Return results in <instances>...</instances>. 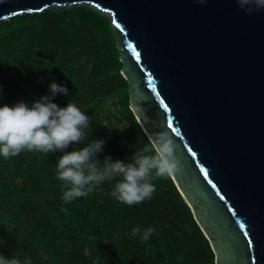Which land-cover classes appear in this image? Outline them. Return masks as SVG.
Instances as JSON below:
<instances>
[{"label":"trees","instance_id":"obj_1","mask_svg":"<svg viewBox=\"0 0 264 264\" xmlns=\"http://www.w3.org/2000/svg\"><path fill=\"white\" fill-rule=\"evenodd\" d=\"M122 67L111 19L89 5L0 22V106H31L55 82L68 95L52 102L61 108L75 103L90 118L86 141L65 152L105 140L97 161L111 157L127 164L150 143L131 109ZM63 154L0 156V255L21 264H214L171 177L154 179L152 198L132 206L111 196L119 177L65 203L67 189L57 179ZM148 227L155 231L144 241Z\"/></svg>","mask_w":264,"mask_h":264},{"label":"water","instance_id":"obj_2","mask_svg":"<svg viewBox=\"0 0 264 264\" xmlns=\"http://www.w3.org/2000/svg\"><path fill=\"white\" fill-rule=\"evenodd\" d=\"M79 5L110 15L134 117L150 142L161 131L175 140L181 170L171 179L214 264H264V9L246 15L236 0H0V22Z\"/></svg>","mask_w":264,"mask_h":264},{"label":"clouds","instance_id":"obj_3","mask_svg":"<svg viewBox=\"0 0 264 264\" xmlns=\"http://www.w3.org/2000/svg\"><path fill=\"white\" fill-rule=\"evenodd\" d=\"M205 2L199 0L201 5ZM236 3L246 15L264 9V0H236ZM58 94L67 96L68 90L52 82L49 94L31 106L22 101L13 106H0V156L7 160L22 151L64 152L58 159L57 179L63 181L67 189L62 195L65 203L86 197L105 181L119 177L111 196L128 206L140 204L152 198L156 190L154 179L172 177L181 170L175 155L177 145L168 131H161L148 145L135 151L132 162L127 164L119 160L113 162L111 157H105L102 164L97 161L105 140H92L80 150L65 152L70 145L86 141L85 129L89 128L90 118L75 103L69 102L63 108L53 103ZM154 231L148 227L142 239L147 241ZM138 232L139 227L133 229V235ZM0 264H21V261L0 255ZM24 264L29 261L25 260Z\"/></svg>","mask_w":264,"mask_h":264},{"label":"rangeland","instance_id":"obj_4","mask_svg":"<svg viewBox=\"0 0 264 264\" xmlns=\"http://www.w3.org/2000/svg\"><path fill=\"white\" fill-rule=\"evenodd\" d=\"M91 8H95V7H93V6H91V5H89ZM51 8H54V7H51ZM61 8H63V7H61ZM102 13V15L104 16V17H106V18H108V19H111L110 18V15L109 14H106V13H104V12H101ZM138 110L137 109H133V113L134 112H137Z\"/></svg>","mask_w":264,"mask_h":264},{"label":"snow or ice","instance_id":"obj_5","mask_svg":"<svg viewBox=\"0 0 264 264\" xmlns=\"http://www.w3.org/2000/svg\"><path fill=\"white\" fill-rule=\"evenodd\" d=\"M117 27H119V25H117ZM168 126L172 127V122L171 121H168ZM241 227H243V225H241Z\"/></svg>","mask_w":264,"mask_h":264}]
</instances>
